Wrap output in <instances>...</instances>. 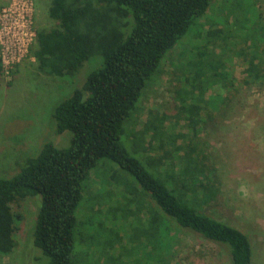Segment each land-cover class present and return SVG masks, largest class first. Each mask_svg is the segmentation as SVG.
Returning <instances> with one entry per match:
<instances>
[{
  "label": "trees",
  "instance_id": "obj_1",
  "mask_svg": "<svg viewBox=\"0 0 264 264\" xmlns=\"http://www.w3.org/2000/svg\"><path fill=\"white\" fill-rule=\"evenodd\" d=\"M212 1L51 0L49 14L58 24L36 29L31 48L40 70L72 77L88 60H92V68L53 109L55 131H71L70 144L66 146L69 134L61 144L47 140L17 172L0 176V253H11L19 244L16 232L22 214L13 206L26 197H35L37 209L27 237V244L35 249L33 264L43 260V255L48 259L44 264H78L79 249H86L85 257L80 255L86 264H95L100 252L106 254L100 255L98 263L102 264H115L114 260L117 264H172L176 226L221 246L229 254L231 264H252L249 235L205 209L216 193L213 168L205 162L198 146L200 138L194 134L199 130V103L213 102L205 98V90L226 74L218 70L223 65L220 59H215L214 65L205 59L208 52L202 57L200 51L196 53V61L193 52L187 54V69L195 73L186 76L175 97L184 111L193 116L190 120L194 134L184 133L183 142H187L176 148L179 155L154 158L148 150L155 145H147L133 133L134 126L129 127L145 90L169 61V51L203 17ZM252 9L257 13L254 7L237 1L231 9L233 24H228V32L236 31L231 28L234 25L237 31H248L245 48L253 51L248 73L255 80L264 79V55L258 50L261 36L256 33L264 29L259 19L251 18ZM162 125L161 121L148 120L145 131L153 130L160 138L166 134ZM101 159L116 162L136 181L129 193L135 206L129 211L135 216L143 210L148 212L149 226H134L130 236L131 240L137 239L135 242L141 240L140 245L136 243L142 247L137 253L143 252L144 257L139 255L131 263L124 256L111 257L109 248L102 250L99 245L94 251V243L85 246L88 238L81 234L82 221L77 211L90 186L91 174L95 173L92 171ZM101 168L97 171L101 172ZM145 195L152 199L153 207L147 201L145 204ZM85 203L84 208L91 210L94 201L86 196Z\"/></svg>",
  "mask_w": 264,
  "mask_h": 264
},
{
  "label": "rangeland",
  "instance_id": "obj_2",
  "mask_svg": "<svg viewBox=\"0 0 264 264\" xmlns=\"http://www.w3.org/2000/svg\"><path fill=\"white\" fill-rule=\"evenodd\" d=\"M237 1L255 8L257 13H253L252 9L251 18L259 19L264 29V0H213L203 17L190 26L169 51V61L145 90L135 120L130 121L129 127L133 125V133L138 134L147 145H155L154 149L148 150L154 158L179 155L176 148L187 142H183L184 133L194 134L190 120L193 116L184 111L175 97L176 89L183 85L186 76L195 73L187 69V54L193 52L195 56L200 51L202 57L208 52L205 59L214 65L217 64L215 59H220L219 63L223 65L219 64L221 67L218 70L226 74L217 77L218 80L205 90V98L213 102L208 105L204 101L199 103L202 107L199 130L198 134H194L200 138L198 146L205 162L213 168L216 193L205 209L216 218L246 232L252 241V264H264V79L252 80L249 76L248 60L253 51L245 48L244 36L248 31H237L234 25L231 28L236 31L228 32V24H233L231 9ZM50 2L0 0V176L17 172L19 166L36 155L47 140L61 144L66 140L65 135L69 134L66 146L70 144L71 131L64 134L55 131L53 109L92 68V60H88L72 77L40 70L31 54L35 43L32 33L36 29L58 24L49 14ZM245 14L242 11L241 15ZM20 28L24 30L25 43L30 42V45L18 50L15 34ZM256 33L261 36L258 50L264 55V31L258 29ZM6 51L14 57V61H3ZM195 57V61L198 60L199 56ZM174 63L179 66L176 68ZM148 120L161 121L166 134L158 138L155 131H145ZM126 142L130 145L128 140ZM100 166L101 172L97 171ZM92 172L95 173L91 174L90 186L85 194L94 203L91 210H86L85 196L77 211L82 221L81 234L88 238L85 246L94 243V251L100 246L102 250L109 248L111 257L117 259L124 256L129 263L139 255L143 258V252L137 253L142 247L136 245H140L141 240L135 242L137 239H130L134 226H149L147 210H141L137 216L129 211L135 206L129 193L136 181L109 159H101ZM144 200L146 205V201L149 206L155 205L146 195ZM13 207L22 214L16 232L19 244L11 253H0V264H33L35 249L27 244V237L35 218L37 198L26 197ZM175 229L177 238L172 264H231L229 254L221 246L187 228L176 226ZM91 234L92 237H89ZM101 238L105 241L102 242ZM118 240L121 244L115 245ZM79 251L78 264H86L87 260L80 257H85L86 249ZM100 255L106 254L100 252L94 260L95 264H102L98 263ZM42 258L38 264L48 260L44 255ZM114 263L117 264L116 260Z\"/></svg>",
  "mask_w": 264,
  "mask_h": 264
},
{
  "label": "built area",
  "instance_id": "obj_3",
  "mask_svg": "<svg viewBox=\"0 0 264 264\" xmlns=\"http://www.w3.org/2000/svg\"><path fill=\"white\" fill-rule=\"evenodd\" d=\"M32 34L36 37V30ZM15 36H16L15 43L17 44L18 50L22 49L24 46H28V44L30 45V42L25 43L26 38L24 37L23 28H20L18 32L15 34ZM3 61L5 63H9L10 61H14V57L12 55L9 56V53L6 51L3 54Z\"/></svg>",
  "mask_w": 264,
  "mask_h": 264
}]
</instances>
